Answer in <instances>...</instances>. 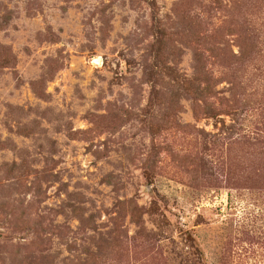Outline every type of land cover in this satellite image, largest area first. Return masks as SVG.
<instances>
[{"label": "rangeland", "instance_id": "obj_1", "mask_svg": "<svg viewBox=\"0 0 264 264\" xmlns=\"http://www.w3.org/2000/svg\"><path fill=\"white\" fill-rule=\"evenodd\" d=\"M0 264H264V0H0Z\"/></svg>", "mask_w": 264, "mask_h": 264}]
</instances>
